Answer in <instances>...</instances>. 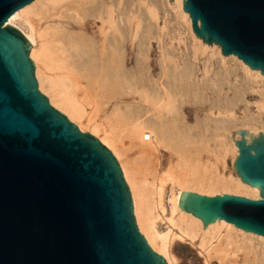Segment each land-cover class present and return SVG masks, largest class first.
I'll list each match as a JSON object with an SVG mask.
<instances>
[{
    "label": "bare ground",
    "instance_id": "bare-ground-1",
    "mask_svg": "<svg viewBox=\"0 0 264 264\" xmlns=\"http://www.w3.org/2000/svg\"><path fill=\"white\" fill-rule=\"evenodd\" d=\"M166 4L173 11L174 25L170 28L163 19L160 26V13H165ZM166 4L160 0L146 3L143 0H34L16 11L7 25L20 30L31 44L29 57L35 67V78L40 91L49 96L50 104L77 122L80 130L88 128L91 134L102 133L99 140L119 161L131 193L137 227L167 264H172L168 250L175 240L193 245L198 242L206 261L213 258L222 264L231 248L252 256H259L260 251L264 261V237L245 233L222 220L202 230L200 220L178 207L179 194L187 188L218 187L253 200L259 199L258 189L243 184L236 173L221 176L218 171L215 174L221 177L211 178L205 175L208 171L205 166L204 172L199 173L196 165L181 154L184 166L181 169L170 166L160 172L153 165V157L161 150L172 154L180 146V140L202 129L204 124L198 120L193 127L187 124L190 117L184 115L183 105L189 99L198 104L205 94L218 96L223 85L218 74L213 77L207 69L202 73L200 85L196 74H192L194 68L188 54L192 53L196 67L209 51L222 63L224 74L235 76L226 67L232 61L246 74L242 79L246 86L256 85L257 80L264 82L259 71L251 70L235 56H222L218 46L203 44L195 37L190 18L182 10V0H166ZM179 20L194 37L191 53L181 50V44L185 49L187 45L181 38ZM16 21H21L26 31L19 29ZM152 40L156 42L158 60L151 58ZM156 69L159 74L155 80ZM229 91L233 98L236 92L233 88ZM256 94L260 99L255 103L258 114L245 118L243 126L259 123L264 115V88ZM107 105H111L110 111L102 121L98 120V112ZM239 130L243 129L231 135L229 148L224 146L217 159L214 158L216 164L224 163L229 157L233 165L237 156L233 141L239 139L236 133ZM244 130L249 132L246 139L250 141L260 129ZM128 152L136 153L133 163L128 161ZM167 182L171 183V189L164 194ZM159 220L165 227L156 224Z\"/></svg>",
    "mask_w": 264,
    "mask_h": 264
},
{
    "label": "water",
    "instance_id": "water-1",
    "mask_svg": "<svg viewBox=\"0 0 264 264\" xmlns=\"http://www.w3.org/2000/svg\"><path fill=\"white\" fill-rule=\"evenodd\" d=\"M33 1L0 0V264H167L138 230L114 156L40 93L32 46L7 25ZM182 5L203 44L264 76V0ZM236 133L233 170L259 199L183 191L178 207L202 230L222 220L264 237V133Z\"/></svg>",
    "mask_w": 264,
    "mask_h": 264
},
{
    "label": "rangeland",
    "instance_id": "rangeland-1",
    "mask_svg": "<svg viewBox=\"0 0 264 264\" xmlns=\"http://www.w3.org/2000/svg\"><path fill=\"white\" fill-rule=\"evenodd\" d=\"M143 1L145 3L147 2V0H143ZM160 1L164 3V5L166 4V0H160ZM165 7H166L165 13H160V18H161L160 26H162L163 20H165V24L169 26L170 28V27H173L174 25L173 11L167 6V4L165 5ZM179 23H180V33L182 36L181 38L183 39L182 41L183 43L185 42L187 45L185 49L184 47H182V44H181L180 45L181 50L182 52H184V50L185 51L188 50L191 53V51L193 50L194 37L191 31L189 32L190 30L189 27H186L183 21L179 20ZM15 24L19 29L26 31V26L21 21H16ZM182 26H184V28ZM152 41H153L152 52L154 55H152L151 58L153 60H158L159 55L157 53L158 50L156 48V42L155 40H152ZM174 46H176V44H174ZM208 52L209 51H207L206 55L200 58L199 62L196 64V67L194 65L196 61H194L191 56L192 53L188 54L189 57L187 59L191 62V65H193V68H194V71L192 72V74L194 73L196 74L197 80H199V84L201 85L202 83L200 79L202 78V73L204 69H207L208 74L210 73V75H212L213 77L215 76V73H217L219 79L223 81V85H220L221 90L219 91L218 96L216 94H208V95L205 94V97L199 100L200 103L194 104L196 103V101L189 99L188 101L190 102L185 103L183 105L184 115H188L190 117V119L187 120V124L190 127L191 126L193 127L195 120L203 122L204 125L202 126V129L199 132L191 131L193 133H190L189 137L186 140H180V146L176 148V151L172 150V154L168 152L167 150L163 149L160 151L158 156L153 157L152 159L153 165L155 166V168H158V171L160 172L166 170L170 166H173L174 170L183 168L184 167L183 162L181 161L179 157L180 156L179 154H181L183 157L190 159V162L193 164V166L196 165L199 173L204 172L203 167L205 166L206 170H208V171H205V175H207L208 177L216 178L218 176L221 177L222 175L226 176V174H232L234 176L235 172L232 169L231 160L229 159V157L225 158L226 159L224 162L225 164L217 162V164L219 165L218 166L215 163L217 156L221 154L222 148L224 146L229 145L231 135L238 129H251V128L257 129V130L260 129L259 132L261 131L264 133V115L263 117L259 118V121H260L259 123H249L248 125H245V126L242 125V121L245 118L249 116H257L258 111L255 108V103L259 102L260 99L256 97L257 96L256 92L264 88V82L257 80L258 83L256 85H253L252 83V85L246 86L242 81L243 78H246V74L243 72V69L237 63L230 61L226 64V67H229V69L234 71L235 76L226 75L222 71V69L224 68L222 67L223 65L219 61L218 57ZM158 74H159V70L156 69L154 71L155 80L158 79L157 78ZM37 85H38V82H37ZM229 88H233V91L236 92L234 93V96H233L234 99L232 98V96H229L230 94ZM38 89H39V86H38ZM40 93L43 94L49 101L48 95H46L42 91H40ZM245 105H248V107H250V110H247ZM53 108L56 109L55 107ZM110 109H111V105L105 106L101 112L99 111L100 113L98 112L97 119L102 121V119L110 111ZM69 121L78 127L77 122H73L71 120ZM83 130L79 129L80 132H83V133L87 132L91 136L95 137L101 143L99 139L103 137L102 133L91 134L88 128H84ZM187 141H189V144ZM101 144L110 151V149L106 145H104L103 143ZM174 152L177 154H175ZM111 154L113 155L112 152ZM114 158L116 159L115 156ZM127 158H128L129 163L130 162L133 163L136 159V153L128 152ZM116 161L119 165V161L117 159ZM221 166L223 167V169ZM211 167L213 168V170L210 169ZM215 173L216 174L219 173L220 175L221 174L222 175L220 176L218 174L217 176ZM146 178L148 179V181L150 180L149 177H146ZM170 189H171V183L167 182L166 188L164 189V192H165L164 194H167L170 191ZM175 189L177 188L175 187ZM187 191H191L195 193L198 192L197 194L205 195V196L228 194V195L244 197L241 194L235 193L233 191L231 192L230 191L228 192L227 190L222 191L221 188H218V187L217 189L216 188L208 189L204 187L200 189L187 188ZM164 202L166 205V201ZM165 210H167L166 206H165ZM156 224L158 226L161 225V227L163 226L165 227L166 225L165 223H163V221L160 222V220L157 221ZM197 243L198 242H196V244L194 243L193 245L188 242H181V241L175 240L171 244L168 250V257H170V259L172 260V264H206V262L207 264H219L218 260L216 261V259H213V258L208 259L206 261L205 256L202 253V250L198 247ZM253 245L255 247L257 246L256 241L253 242ZM235 250H236L235 248H231V250L227 254L228 256L226 260L223 261L222 264H264V261H262V257H261L262 255L260 251H258L259 256H256V255L252 256V254H248V253L246 254L245 251L244 253L246 255L240 250L239 251L237 250L235 251Z\"/></svg>",
    "mask_w": 264,
    "mask_h": 264
},
{
    "label": "built area",
    "instance_id": "built-area-1",
    "mask_svg": "<svg viewBox=\"0 0 264 264\" xmlns=\"http://www.w3.org/2000/svg\"><path fill=\"white\" fill-rule=\"evenodd\" d=\"M166 205H168V203L166 202Z\"/></svg>",
    "mask_w": 264,
    "mask_h": 264
}]
</instances>
